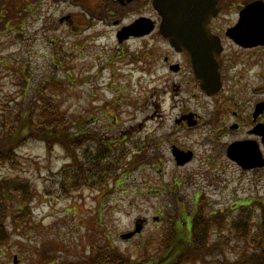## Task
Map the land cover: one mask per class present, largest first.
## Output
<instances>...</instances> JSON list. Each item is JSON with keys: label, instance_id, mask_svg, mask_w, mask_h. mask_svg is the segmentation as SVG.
I'll use <instances>...</instances> for the list:
<instances>
[{"label": "rangeland", "instance_id": "obj_1", "mask_svg": "<svg viewBox=\"0 0 264 264\" xmlns=\"http://www.w3.org/2000/svg\"><path fill=\"white\" fill-rule=\"evenodd\" d=\"M88 1L94 3L45 2L44 9L39 6L44 15L30 1L21 28L12 15L6 27L8 15H0V112L20 100L26 105L42 90L85 128V135L94 130L100 142L96 146L86 139L74 151L57 143L48 149L43 140L32 137L15 147L14 163H0V179L26 184L23 192L12 191L2 201L7 233L0 239V264H68L87 255L96 238L131 259H155L174 234L170 227L164 231L167 220L193 206L208 222L200 246L183 245L184 264H229L244 245L236 237V222L242 219L252 228L256 223L252 200L264 198V177L253 179L262 170H242L214 156L212 128L217 119L212 120V98L198 88L189 66L179 75L167 70L163 40L145 37L118 43L113 16H101V11L113 9L108 0L95 8ZM230 1L223 0L220 16L227 24L236 17ZM67 14L70 21H59ZM188 111L201 116L200 124L176 126L177 116ZM170 143L191 149V160L177 165ZM120 145L116 164L124 162L127 171L118 182L108 177L101 190L73 189L71 182L65 190L60 187L59 170L74 164V154L90 163L99 147L114 150ZM133 155L141 158L133 160ZM20 204L27 211H16ZM138 217L146 219L142 230L121 239L120 233L131 230Z\"/></svg>", "mask_w": 264, "mask_h": 264}, {"label": "trees", "instance_id": "obj_2", "mask_svg": "<svg viewBox=\"0 0 264 264\" xmlns=\"http://www.w3.org/2000/svg\"><path fill=\"white\" fill-rule=\"evenodd\" d=\"M23 1H25V6L17 5ZM30 1L34 0H0V15L5 18L8 15L5 21L6 27L10 26L13 19L18 20L17 24L20 25V28L22 27L23 19L30 10ZM35 9L37 8L35 7ZM11 15L12 20H10ZM21 16L23 19H21ZM84 129L78 121H74L65 112V109L60 108L58 102L46 98L42 94V90H38L36 98L31 99L26 105H23L20 100L13 104H6L2 108L0 112V163L4 161L14 163L15 147L25 139L32 137L43 140L46 144L45 147L48 149L54 143H57L66 150L72 146L75 151V149L82 148L79 146H83L86 139H91L96 146L100 145L96 132L91 130L90 134L85 135V131H82ZM121 147L122 145L114 150L109 148L100 149L99 147L98 152L93 154V158L88 160L90 163H86L84 157L74 154L70 160L74 164L67 165L59 170L62 177L59 181L60 187L65 190V184L71 182L73 189L74 187L85 186L101 190L105 187L108 177H113L114 181L118 182L119 176H123L127 171L124 162H121V165L116 164L121 157L118 155V151H122ZM112 153H115V158H108ZM140 158L132 156L133 160ZM117 170L118 175L114 173ZM25 187L26 184H23V182L17 184L14 181L9 184L7 181L0 179V239H5L7 233L2 225L5 215V204L2 201L7 198V195L13 193L12 191L23 192ZM20 201L29 204L27 199L22 198ZM257 201L259 204L256 201L254 204L257 214L253 228L242 219L235 224V230L239 231L236 237L242 238L244 245L241 253H235V258L232 261L230 260L229 264H264V202ZM25 204H20L21 206H17L15 210L27 211ZM197 212L192 218L190 231H187L184 226L183 228L177 226L176 224H179L177 221L174 223L172 220H167L168 224L164 231L170 227L171 232H174V234L168 240L164 252L155 259H131L127 254L113 247L108 241L99 242L96 238L90 244L91 251L87 255L83 258L73 259L68 264H184L185 259L183 255L182 258L180 256L182 250L185 249L183 245L189 243L200 246L201 232H205V227H207L208 221L205 222V218L198 217ZM49 256L52 258L53 254Z\"/></svg>", "mask_w": 264, "mask_h": 264}, {"label": "flooded vegetation", "instance_id": "obj_3", "mask_svg": "<svg viewBox=\"0 0 264 264\" xmlns=\"http://www.w3.org/2000/svg\"><path fill=\"white\" fill-rule=\"evenodd\" d=\"M90 1L94 3L88 1L87 5L102 7L103 1L107 0ZM152 2L153 0H108L106 5L113 7L112 10L109 9V13L113 16L114 22H120L118 24L122 25L139 16L150 17L157 21V18H154ZM102 13L104 12L101 11ZM214 20L209 21L208 27L211 33L219 36L222 46L221 51L215 56L221 87L209 96L215 105L212 119H217L216 121L213 119L215 125L212 128V148L217 153L214 156L225 157L228 161L237 164L227 157L226 145L234 140L250 139L257 144L259 157L264 159L262 137L255 131L263 127L257 125L258 123L264 124V107L261 111L255 112L257 103L264 101V45L241 46L224 34V23L221 20L218 21L222 26ZM232 22L230 21L227 25H231ZM166 49L167 53L163 56V63L170 73L179 75L186 65L189 66L188 70H192L189 56L185 51L175 50L168 41H166ZM193 79L199 87V81H196L195 77ZM200 117L195 112L196 125L200 123ZM177 126L187 127L183 119ZM179 147L183 148L181 145ZM252 169L259 170L264 167H253Z\"/></svg>", "mask_w": 264, "mask_h": 264}, {"label": "water", "instance_id": "obj_4", "mask_svg": "<svg viewBox=\"0 0 264 264\" xmlns=\"http://www.w3.org/2000/svg\"><path fill=\"white\" fill-rule=\"evenodd\" d=\"M153 2L161 15L160 32L177 50H184L189 54L194 73L201 81V87L207 93L215 92L219 88V74L214 56L220 50V45L218 38L210 34L206 23L210 15L216 13L217 0H153ZM151 28V23L135 21L125 26L121 33H117L118 39L121 40L129 34L147 33ZM125 29L127 30L123 31ZM226 33L243 45L264 44V0H254L246 4L239 12L237 24L228 28ZM191 117V113L182 116L188 119V124L195 123ZM236 148L238 144L231 143L228 146V154ZM172 152L177 163H183L191 157L190 151H182L176 146H173ZM235 159L243 167H249L242 163L241 159ZM258 163L260 162L250 164ZM141 227L142 223L137 222L134 230L121 236L130 237Z\"/></svg>", "mask_w": 264, "mask_h": 264}]
</instances>
